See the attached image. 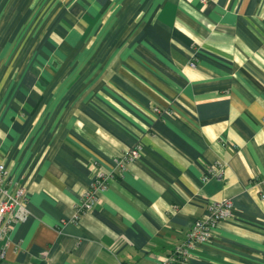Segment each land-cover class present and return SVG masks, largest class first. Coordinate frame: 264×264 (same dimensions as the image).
I'll list each match as a JSON object with an SVG mask.
<instances>
[{"label":"crops","instance_id":"obj_1","mask_svg":"<svg viewBox=\"0 0 264 264\" xmlns=\"http://www.w3.org/2000/svg\"><path fill=\"white\" fill-rule=\"evenodd\" d=\"M0 162L29 210L0 264H153L223 199L174 264H264V0H0Z\"/></svg>","mask_w":264,"mask_h":264},{"label":"built area","instance_id":"obj_2","mask_svg":"<svg viewBox=\"0 0 264 264\" xmlns=\"http://www.w3.org/2000/svg\"><path fill=\"white\" fill-rule=\"evenodd\" d=\"M191 66L195 63L191 62ZM157 110V109H156ZM140 155L139 148L128 149L122 157L117 159V164L123 167L125 163L138 158ZM208 171H214L216 175L221 174L220 166H211ZM111 171L98 170L89 187L86 188L75 203L74 219L78 218V213L89 210L97 200V194L106 187V180L111 176ZM259 197L264 198V184L259 188ZM28 198L25 185H16L10 177L9 172L3 162H0V260L4 259L8 244V235L14 225L23 222L29 215L27 208ZM232 216V201L223 199L214 201L207 207L205 215L196 219L189 232L186 240L177 244L169 256L157 259L153 264H174L183 263L189 256V250L194 246L208 241L218 224Z\"/></svg>","mask_w":264,"mask_h":264},{"label":"trees","instance_id":"obj_3","mask_svg":"<svg viewBox=\"0 0 264 264\" xmlns=\"http://www.w3.org/2000/svg\"><path fill=\"white\" fill-rule=\"evenodd\" d=\"M1 261V260H0Z\"/></svg>","mask_w":264,"mask_h":264}]
</instances>
